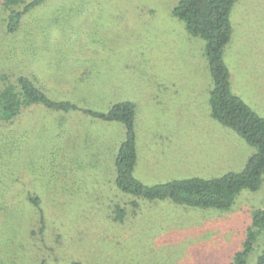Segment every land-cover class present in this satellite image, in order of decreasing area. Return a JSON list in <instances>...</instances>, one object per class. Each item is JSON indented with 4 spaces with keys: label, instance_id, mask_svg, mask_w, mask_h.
<instances>
[{
    "label": "rangeland",
    "instance_id": "rangeland-1",
    "mask_svg": "<svg viewBox=\"0 0 264 264\" xmlns=\"http://www.w3.org/2000/svg\"><path fill=\"white\" fill-rule=\"evenodd\" d=\"M177 1L45 0L24 14L18 32L5 34L0 24V70L25 71L49 96L81 108L133 101L134 174L144 183L239 171L255 149L211 117L205 41L172 15ZM231 22L224 60L232 91L264 116V0H237ZM18 130L28 141L0 209V264H230L264 206V174L229 209L122 192L114 154L124 125L82 110L32 105ZM28 192L42 198L41 234H29L35 212L21 201ZM263 246L259 233L246 264Z\"/></svg>",
    "mask_w": 264,
    "mask_h": 264
},
{
    "label": "trees",
    "instance_id": "trees-1",
    "mask_svg": "<svg viewBox=\"0 0 264 264\" xmlns=\"http://www.w3.org/2000/svg\"><path fill=\"white\" fill-rule=\"evenodd\" d=\"M43 1L45 0H0V11L4 13L0 16V24L5 34L18 32L24 14ZM236 1L178 0L171 13L183 23L189 35L205 41L204 54L211 81L208 99L211 117L234 130L255 149L247 158L243 169L230 170L214 177L196 175L153 184L144 183L134 174L138 150L136 104L133 101H116L104 111L81 108L69 100L49 96L25 71L14 76L0 70V209L7 206L5 198L18 180L25 160L23 151L26 150L28 141L27 130H18L23 110L36 104L62 112L82 110L104 121H116L124 125L125 136L114 154V182L122 192L146 200L168 199L190 207L229 209L241 190H257L264 174V116L255 112L232 91L229 67L224 60L225 47L234 30L231 10ZM23 200L35 212L34 224L30 225L29 234L43 233L46 212L41 196L28 192L21 201ZM116 210L123 211L120 207ZM259 233L264 234V206L253 212L242 248L234 254L230 264H246ZM71 264L85 263L73 260ZM254 264H264V246Z\"/></svg>",
    "mask_w": 264,
    "mask_h": 264
}]
</instances>
